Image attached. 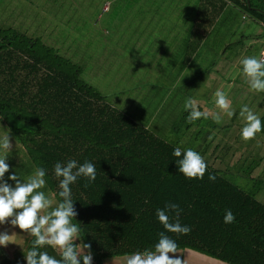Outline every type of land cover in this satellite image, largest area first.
Masks as SVG:
<instances>
[{
	"label": "trees",
	"instance_id": "obj_1",
	"mask_svg": "<svg viewBox=\"0 0 264 264\" xmlns=\"http://www.w3.org/2000/svg\"><path fill=\"white\" fill-rule=\"evenodd\" d=\"M227 5L264 23V0H197L188 44L204 37ZM240 38L236 44L242 47L245 37ZM34 45L22 33L0 27V124L36 169H46L45 189L57 202L59 181L53 169L58 161L95 165L97 177L90 187L82 178L71 186L78 213L73 223L81 228V242L91 244L97 258L92 264L152 248L163 231L156 210L169 202L179 205L181 224L191 228L187 235L168 233L178 248L228 264H264V202L256 197L260 179L246 191L207 162L203 180L186 179L173 156L177 144L79 82L76 69L51 47L48 56ZM210 175L216 179L209 180ZM227 210L235 216L233 223H224ZM32 239L25 238L24 251ZM24 251L8 257L0 248V264L25 263Z\"/></svg>",
	"mask_w": 264,
	"mask_h": 264
},
{
	"label": "rangeland",
	"instance_id": "obj_2",
	"mask_svg": "<svg viewBox=\"0 0 264 264\" xmlns=\"http://www.w3.org/2000/svg\"><path fill=\"white\" fill-rule=\"evenodd\" d=\"M196 7L197 0H0V27H10L32 39L35 42L33 48L41 54L50 56L51 47L68 67L76 69L79 82L91 86L112 105L164 140L175 144L179 143L174 138L181 140V149L197 151L209 166L218 169L221 175L240 188L250 191L257 187V179H260L262 189L264 162L259 163L260 170L255 165L259 157L264 158V147H261L264 145V131L249 142L241 140L243 121L239 118V110L244 102L240 104L238 99L232 100L236 115L229 118L228 129L223 126L228 122L226 115L221 124L214 123L211 118H201L189 124L188 114L182 113L188 98L186 94L189 92L190 97L201 103L208 91L205 78H198L187 88L181 87L183 90L179 92L159 90L161 78L162 81L166 77L169 80L166 83L168 89L172 85L171 76L176 72L182 53L180 46L188 37ZM258 25L236 7L227 5L181 78L191 77L209 63H219L222 57L236 54L238 48H242L236 44L240 34L254 33L259 29ZM253 38L246 37V57H258L259 43ZM224 47L225 52H222ZM160 48L164 50L160 52ZM200 82L203 84L193 96V86ZM252 105L250 108L258 115L259 104L255 103L258 107ZM200 125L213 126L207 132L210 135L206 134L210 136L209 140L204 131L200 136L194 133ZM171 126L180 128L179 132L172 131ZM3 127L0 124V138L9 135ZM180 135L181 139H177ZM9 137L12 151H0V157L7 156L10 171L5 174V180L14 186L15 182L8 180L10 175L16 174L27 180L36 168L20 143ZM203 146L207 150H203ZM217 146L216 151L213 148ZM43 190L53 198L50 192ZM256 197L264 202V190H259ZM3 231L16 233L14 243L6 248L0 246L8 257H12L15 250H25V238L29 235L18 227L13 228L10 223L0 225V232ZM77 242L82 243L80 239ZM178 251L175 255L185 259L186 264H228L192 249L178 248ZM127 255L101 257V262L125 264ZM95 259L93 257V261Z\"/></svg>",
	"mask_w": 264,
	"mask_h": 264
},
{
	"label": "clouds",
	"instance_id": "obj_3",
	"mask_svg": "<svg viewBox=\"0 0 264 264\" xmlns=\"http://www.w3.org/2000/svg\"><path fill=\"white\" fill-rule=\"evenodd\" d=\"M240 64L242 78L249 90L253 93H264V50L260 52L259 57H244ZM214 103L219 111H201L196 99L186 98L184 109L188 112L187 123L211 118L214 123L221 124L223 116L232 118L236 115L232 101L220 88L214 93ZM239 118L243 121L240 131L242 141L254 140L258 133L264 131L261 118L247 104L241 106ZM12 148L9 135L0 138V151L7 153L11 152ZM173 156L177 158L178 172L186 179L203 180L208 166L197 151L189 148L182 152L181 148L177 147ZM6 161L7 156L0 157V225L10 223L13 228L18 227L33 238L30 248L24 251L27 264H81V259L83 264H92L91 244L76 243L81 238V228L73 223L78 213L72 199L71 186L82 178L85 181L84 187H90L97 177L95 165L90 161L81 164L74 159L66 163L58 161L53 172L59 181L60 200L54 202L43 190L46 186L45 168H37L27 180H22L16 174L10 175L8 180L15 182L13 186L5 180V174L10 171V165ZM215 179V175L209 176V180ZM182 211L178 204L172 202L162 209L158 208L156 216L163 227V231L158 233V242L152 248L128 254L125 264H186L185 259L175 255L179 253L178 244L168 235L173 233L180 236L191 232L189 226L180 222ZM234 221V214L227 210L224 223L230 224ZM15 236V232H0V246L6 248L10 243H14ZM48 248L56 252L59 258L51 255L46 250Z\"/></svg>",
	"mask_w": 264,
	"mask_h": 264
},
{
	"label": "crops",
	"instance_id": "obj_4",
	"mask_svg": "<svg viewBox=\"0 0 264 264\" xmlns=\"http://www.w3.org/2000/svg\"><path fill=\"white\" fill-rule=\"evenodd\" d=\"M103 7H104V9H106L105 8L106 6H103ZM258 26H259V29L256 32H254V33L252 32V33L248 34V35L257 34L256 37L253 36L254 37L253 39H256V41L259 43V48L257 50L258 51L257 56H259L260 51L264 49V29H263L264 27L262 24H260ZM211 29H209L207 31L206 35L204 37H202L201 39H199L194 45H191L192 41H189L190 43L188 44L187 38L186 37L184 38L183 43L180 46V51H182L181 56H180V61H178L176 72H174V75L171 76L172 82H170V83L172 85L168 89V87L166 86V83H167V81L169 82V80L166 77L162 81V78H161L159 90H161V89L167 90L169 93L170 92L172 93L174 90H177V91L183 90V89H181V87L183 88L185 86L184 88H187V85H189L190 83L194 84L196 80L202 79L204 77L205 80L207 81V83H205V85L208 88V91H207L205 98L201 101V103H198V106H199L201 111H204V110H208L210 112L219 111L215 107L214 93L218 88H220L221 90H223L227 93L228 98L231 101L238 99V102H240V104L242 102H244L249 107H252L253 106L252 104H254L255 107H258L257 105H255V103H258L259 104V107H258L259 108L258 109L259 114L258 115L260 116V118L262 120V124H264V93H253V92H251L248 88V85L245 83V81L241 75L242 65L240 64V61H241V59H243L244 57L247 56V48H246L245 43L247 41L246 36H248V35L243 34V33L240 34L239 39H241L240 38L241 36L245 37L242 40L243 46L241 49H238L236 54H233V56L231 54L228 55L227 57L224 56V57H222L223 58L222 62L209 63L208 65L203 67L201 70H199L197 73H195V75L188 77V78H185V79L181 78V74H183L184 73L183 71L186 70L187 67H189L192 58L196 57V55H197L196 52L198 51L199 47L202 46L203 41L206 39V36L210 32ZM189 30H190V28L187 31V35H188ZM226 47L223 48L222 52H225ZM167 48L169 49L170 46ZM161 50H164V48H160V52H161ZM231 58H233V59H231ZM235 58H238V60H236ZM234 60H236V61H234ZM166 72H167V69H166ZM209 78H210V81L208 80ZM202 84L203 83L200 82L199 84L193 86V94H192L193 96H196L195 92L199 90V88L202 86ZM186 95L188 97H190L191 94L188 92ZM202 108H204V110H202ZM182 110H183L182 111L183 114H186V115L188 114V112L185 111L184 108H182ZM227 121L228 122H224L223 126L227 127V129H228V127L231 124V122H230L231 120L229 119V117H228ZM212 127L213 126L208 127V126L200 125L199 128L194 133L195 134L197 133L198 134L197 136H200V133H202L204 131L203 134L207 137V140H209L210 136H207V135H210V133L208 134L207 132H210L209 129H211ZM223 128H222V131H223ZM171 129H173L172 131H174L175 133L179 132V130H180V128H178L176 126H171ZM178 138L181 139V135L179 137H177V139ZM173 140L177 141L180 144L181 140L178 141L175 138ZM179 144H177V145L179 146ZM206 145L207 144L205 143V146ZM216 145L217 144H215V146ZM205 146H203V148H204L203 150H207L205 148ZM261 147H264V145L262 144ZM215 148L217 151L218 146L214 147L213 149H215ZM199 149H202V148H199ZM257 161H258V164L255 165L256 166L255 168H259V170H260L259 163L262 162V164H263L264 158L259 157ZM261 169H263V167H261ZM263 190H264V188L261 189L262 192H263Z\"/></svg>",
	"mask_w": 264,
	"mask_h": 264
},
{
	"label": "built area",
	"instance_id": "obj_5",
	"mask_svg": "<svg viewBox=\"0 0 264 264\" xmlns=\"http://www.w3.org/2000/svg\"><path fill=\"white\" fill-rule=\"evenodd\" d=\"M262 25H263V27H264V23H263ZM263 50H264V49H263ZM261 51H262V50H261ZM261 51H260V52H261ZM259 54H260V53H259Z\"/></svg>",
	"mask_w": 264,
	"mask_h": 264
},
{
	"label": "water",
	"instance_id": "obj_6",
	"mask_svg": "<svg viewBox=\"0 0 264 264\" xmlns=\"http://www.w3.org/2000/svg\"><path fill=\"white\" fill-rule=\"evenodd\" d=\"M248 1V0H247Z\"/></svg>",
	"mask_w": 264,
	"mask_h": 264
}]
</instances>
